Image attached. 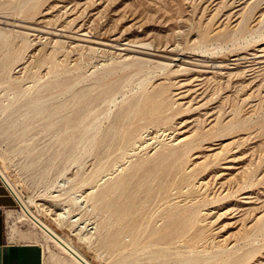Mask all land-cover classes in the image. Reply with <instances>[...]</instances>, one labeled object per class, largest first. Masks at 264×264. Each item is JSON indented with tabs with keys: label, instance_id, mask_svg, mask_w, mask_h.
<instances>
[{
	"label": "rangeland",
	"instance_id": "obj_1",
	"mask_svg": "<svg viewBox=\"0 0 264 264\" xmlns=\"http://www.w3.org/2000/svg\"><path fill=\"white\" fill-rule=\"evenodd\" d=\"M0 20L10 24H0V170L30 212L92 264H226L223 240L235 238V256L255 251L245 264H264L261 233L235 235L264 215V0H0ZM15 25L149 42L181 60L160 68L167 60L130 54L153 59L136 68L108 47ZM195 59L226 69L173 72ZM158 90L167 107L140 114ZM36 100L44 109L27 113ZM194 130L197 145L175 168L161 165ZM208 154L217 155L203 162ZM147 170L158 173L144 182ZM138 184L123 212V189ZM15 216L8 230L40 243L44 264H60L51 254L70 261Z\"/></svg>",
	"mask_w": 264,
	"mask_h": 264
},
{
	"label": "bare ground",
	"instance_id": "obj_2",
	"mask_svg": "<svg viewBox=\"0 0 264 264\" xmlns=\"http://www.w3.org/2000/svg\"><path fill=\"white\" fill-rule=\"evenodd\" d=\"M243 11V10H242ZM4 20V19H3ZM3 23L5 25H10L8 22L5 21H1L0 20V24ZM2 24V25H3ZM19 28H24V29H29L32 30L34 32H41L42 34H50L56 37H69L72 41L70 42V44L72 45V47H77L79 46L78 42H87V43H91L92 45H97L99 47H108L110 49H113L115 52H117L118 54H121L124 59H131V66H134L136 68H143L146 64L148 65V63H150L151 60L153 59H147V57H157L158 59H164L167 60V63H160V62H156L157 65L160 68H167V67H171L173 66V63H178L180 59L179 56L180 55H159L156 54L154 52H152V50H150V48H148L149 46V42L147 43V48L142 46V45H137V44H133L129 41H125L121 44H116V43H103L100 41H91L89 39H87L86 37V33H81L78 34L76 37L75 36H65L63 33H65L64 31V27L61 26L59 29H55V31H49V30H37V29H32L30 27L24 26V25H15ZM49 28V27H48ZM52 29V28H50ZM16 30V29H14ZM18 30V29H17ZM179 30V29H178ZM25 32H28L25 30ZM33 32V33H34ZM178 32V31H177ZM38 33V34H39ZM68 33V32H67ZM70 34V32H69ZM74 35V34H73ZM5 37L4 32H2L0 30V38ZM55 39V38H54ZM100 40V39H99ZM252 41V40H251ZM77 42V43H75ZM54 43V42H53ZM89 46V45H88ZM146 46V45H145ZM96 47V46H95ZM151 47V45H150ZM174 47H177L174 45ZM173 47V48H174ZM107 48V49H108ZM109 49V50H110ZM153 49V48H152ZM162 49V48H161ZM98 50V49H97ZM108 52V51H107ZM217 52V51H216ZM76 53V52H75ZM141 54L144 56H147L145 58H139L137 57V55H130V54ZM161 54V53H160ZM166 54V53H165ZM263 54V53H262ZM218 55V54H217ZM136 56V57H135ZM143 56V57H144ZM41 57V56H40ZM126 57V58H125ZM142 57V56H141ZM263 57V56H262ZM208 59V58H207ZM187 60H192L191 59H187ZM157 61V60H156ZM163 62V61H162ZM186 63H191V67L192 65H200V63H205L204 66L202 65V67L208 68V69H216V70H223L226 69L225 66H222L220 63H218L217 61H209V60H201L198 61L197 59L194 60V62L192 61H186L183 60L180 62V64L177 66L176 70H173L174 73H179V72H189L188 68L185 67H181V64H186ZM230 63V62H229ZM260 64V63H259ZM263 64V63H262ZM264 65V64H263ZM185 66V65H184ZM249 66V65H248ZM23 67V66H22ZM150 67V66H149ZM188 67V66H187ZM190 67V66H189ZM194 67V66H193ZM227 67V66H226ZM23 69V68H22ZM199 69V68H198ZM231 70V69H230ZM214 71V70H213ZM232 71V70H231ZM221 72V71H220ZM226 72V71H225ZM227 75H230V73L226 72ZM145 78V77H144ZM258 79V78H257ZM166 80V79H165ZM162 82V81H161ZM178 85L177 88H182V83L180 82H170V87L171 86H176ZM31 86V85H30ZM259 86V84H258ZM176 88V89H177ZM165 91L166 90H158L154 96H152V98L150 97L143 105H142V109L140 110V114L142 115H147L149 117L153 116L154 113H159L162 112L168 105L169 101H168V97L167 95L165 96ZM215 92V91H214ZM184 93L182 92H178L175 93V96H179V95H183ZM52 97V96H51ZM54 97V96H53ZM182 97V96H181ZM180 99V98H179ZM46 100V99H45ZM61 100V99H60ZM226 100V99H225ZM48 101V98H47ZM228 101V100H227ZM8 106V105H7ZM44 109V104L40 101V100H36L34 101L32 104H30V107L27 110V113L32 111L34 113H40L42 110ZM30 114V113H29ZM204 118V117H203ZM200 120V119H199ZM18 122V121H17ZM198 122V121H197ZM13 128V127H12ZM230 129V126H226L223 129H218V131H216L217 133L220 131H228ZM94 130V129H93ZM172 131V130H171ZM170 132V131H169ZM168 132V133H169ZM209 134H212L209 131H207ZM167 134V133H166ZM263 134V133H262ZM180 135V134H179ZM203 134H201L200 132H198L197 130H194L191 134L180 137V138H175V143L179 144V148L177 149V151L179 152L178 154L176 153L175 155L170 154L167 156H161V165L162 164H166L169 168L173 169L175 168L177 165L176 163H178L179 159H182L185 154L189 151L190 148L196 146L199 141V139L202 137ZM261 135V134H260ZM172 138V137H171ZM174 139V138H173ZM148 140V139H147ZM151 140V139H150ZM156 140V139H153ZM160 140V139H159ZM91 143V142H90ZM171 143V142H170ZM173 143V142H172ZM148 144V143H147ZM146 144V145H147ZM174 144V143H173ZM159 145V144H158ZM223 146H220V151L223 150ZM158 147V146H157ZM257 147V146H256ZM156 148V147H155ZM176 151V150H174ZM175 153V152H172ZM219 154V153H217ZM216 154V155H217ZM199 155V154H198ZM215 154H208L204 156V160H207V158L213 156H216ZM195 165V164H194ZM160 170V169H158ZM158 170H152V171H145L143 173V181L146 182L148 180H150L153 176H155L158 173ZM188 174V172H186ZM0 175L2 178H4L5 182H7L8 187L10 188V190L12 191L14 197L16 198V200L18 201V203L20 204V210L18 212L12 211L9 213L8 217H14V214H16L15 218L19 221L22 219H27L30 220L34 226H36L42 233L43 236L45 237V240L47 242H52L54 245H56L61 252H63L64 254H66L69 258L70 261L66 260V259H60L57 258L55 255L50 256V259H54L56 260L58 263L60 264H92L90 261H88L86 259V257L74 246L71 245V243L69 242V240H67L66 238L62 237L59 233H57L56 231H54V229L47 224L46 222H44L43 220H41L40 218H38V216L34 215L32 212H30V210L27 208V205L25 204V202L21 199V197L19 196L18 192L14 189V186L6 179L4 173L0 170ZM246 177V169L243 168L241 169V171L236 175L232 177V180H239L242 178ZM200 184H204L203 181H200ZM119 186V185H118ZM140 184L136 185L134 188H130V189H123V197L124 200H122V202H120L121 204V208L123 212H127L128 209L130 207H134L135 206V199L134 196L135 194L138 192V190L140 189ZM198 186V185H197ZM148 189V188H147ZM118 191V190H117ZM90 192V191H89ZM109 197V196H108ZM100 203V202H99ZM97 204V203H96ZM254 211V210H253ZM196 211L193 212V214ZM205 213V212H204ZM192 214V215H193ZM210 215V214H209ZM192 217V216H191ZM190 217V218H191ZM189 218V219H190ZM76 220V219H75ZM254 221H252L253 223L249 226H247L243 232H239L236 233L235 235H243L246 237H249L252 235L253 232L256 233H261L262 237H264V215L257 217L256 219H253ZM71 221V220H70ZM74 221V220H72ZM77 221V220H76ZM237 221V220H236ZM75 224V221H74ZM114 224V223H113ZM112 224V225H113ZM72 225V224H71ZM139 231V230H138ZM119 233V232H118ZM251 234V235H250ZM214 241V240H213ZM238 239H224L223 242L225 243L224 245V252L227 253H232L229 257H227L226 259V264H245L252 256L255 254V251L251 252H246L243 255L240 256H235L236 250V244H237ZM223 243V244H224ZM257 244V243H256ZM216 246V245H215ZM215 248V247H214ZM208 250V249H207ZM45 252V251H44ZM192 254V253H191ZM65 255V256H66ZM45 257V255H44ZM57 258V259H56Z\"/></svg>",
	"mask_w": 264,
	"mask_h": 264
},
{
	"label": "crops",
	"instance_id": "obj_3",
	"mask_svg": "<svg viewBox=\"0 0 264 264\" xmlns=\"http://www.w3.org/2000/svg\"><path fill=\"white\" fill-rule=\"evenodd\" d=\"M9 189L0 177V264H44L40 243L23 240L8 230V215L16 203Z\"/></svg>",
	"mask_w": 264,
	"mask_h": 264
},
{
	"label": "built area",
	"instance_id": "obj_4",
	"mask_svg": "<svg viewBox=\"0 0 264 264\" xmlns=\"http://www.w3.org/2000/svg\"><path fill=\"white\" fill-rule=\"evenodd\" d=\"M0 177H1V175H0ZM2 178V177H1ZM2 180H3V182L6 184V182H5V180L2 178ZM6 186L8 187V185L6 184ZM9 188V187H8ZM10 190V189H9ZM10 193H12L11 192V190H10ZM12 195H13V193H12Z\"/></svg>",
	"mask_w": 264,
	"mask_h": 264
}]
</instances>
